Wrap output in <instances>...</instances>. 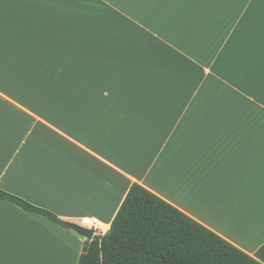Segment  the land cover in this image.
<instances>
[{
    "label": "crops",
    "instance_id": "0c3cea01",
    "mask_svg": "<svg viewBox=\"0 0 264 264\" xmlns=\"http://www.w3.org/2000/svg\"><path fill=\"white\" fill-rule=\"evenodd\" d=\"M133 183L264 243V0H0V189L95 236ZM64 225L0 198V264H78Z\"/></svg>",
    "mask_w": 264,
    "mask_h": 264
},
{
    "label": "trees",
    "instance_id": "16d2710c",
    "mask_svg": "<svg viewBox=\"0 0 264 264\" xmlns=\"http://www.w3.org/2000/svg\"><path fill=\"white\" fill-rule=\"evenodd\" d=\"M0 198L64 225L54 212L20 196L0 189ZM78 264H264V243L250 255L133 183L109 231L85 240Z\"/></svg>",
    "mask_w": 264,
    "mask_h": 264
},
{
    "label": "water",
    "instance_id": "95a60500",
    "mask_svg": "<svg viewBox=\"0 0 264 264\" xmlns=\"http://www.w3.org/2000/svg\"><path fill=\"white\" fill-rule=\"evenodd\" d=\"M64 224L73 228L75 231L85 236L88 240H91L94 236L95 231L93 228L85 227L83 225L71 221H64Z\"/></svg>",
    "mask_w": 264,
    "mask_h": 264
},
{
    "label": "built area",
    "instance_id": "2783aa9c",
    "mask_svg": "<svg viewBox=\"0 0 264 264\" xmlns=\"http://www.w3.org/2000/svg\"><path fill=\"white\" fill-rule=\"evenodd\" d=\"M83 226H88L89 228H93V229H96L99 224H100V221L97 217H85L83 218Z\"/></svg>",
    "mask_w": 264,
    "mask_h": 264
}]
</instances>
